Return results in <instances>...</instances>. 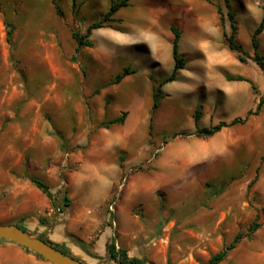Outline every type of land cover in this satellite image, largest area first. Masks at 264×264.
Returning a JSON list of instances; mask_svg holds the SVG:
<instances>
[{
	"label": "rangeland",
	"instance_id": "1",
	"mask_svg": "<svg viewBox=\"0 0 264 264\" xmlns=\"http://www.w3.org/2000/svg\"><path fill=\"white\" fill-rule=\"evenodd\" d=\"M111 1L56 0L59 15L54 0H0V223L48 238L63 211L100 206L129 257L206 264L257 221L251 238L219 264H264V103L248 114L264 96L251 46L264 0H228L235 41L249 54L244 63L224 41L223 30L231 32L225 0H129L113 22L91 31V47L77 49L72 33L102 20ZM171 26L181 31L185 68L162 86L152 112V91L173 70ZM259 41L264 57V30ZM125 66L134 72L113 83ZM229 75L250 78L255 89ZM197 108L200 127L245 120L197 137ZM122 112L123 124L102 125ZM119 135L125 149L114 158L118 176L108 186L114 171L99 157L103 142ZM92 144L98 155L87 156ZM28 175L51 187L55 206ZM57 248L80 261L115 264Z\"/></svg>",
	"mask_w": 264,
	"mask_h": 264
},
{
	"label": "trees",
	"instance_id": "2",
	"mask_svg": "<svg viewBox=\"0 0 264 264\" xmlns=\"http://www.w3.org/2000/svg\"><path fill=\"white\" fill-rule=\"evenodd\" d=\"M225 2H226L227 7L229 8L228 12H227V16H228V19L230 22L231 32H230V34H228L225 30H223L224 41L226 42V44L230 50L236 52L238 61L241 63H244L246 61V57L249 56V54L242 48L241 45H239L235 41V34H236V30H237L236 22L234 20L235 12L230 9L229 1L225 0ZM54 3H55V8H56L57 13L59 15H62V11L57 6L56 0H54ZM128 5H129V0H113V1H111L109 8H108L107 12L105 13L102 20L90 24L87 27L86 32L83 34L73 32L72 37L77 44V49L82 48V47H91L92 42L90 40H88V37L90 36L91 31L93 29L103 27L104 24L106 23V21L113 22L114 21L113 15L122 7H126ZM216 12L219 15L220 25L223 27L225 17H224V14L222 12L221 7L217 6ZM7 25L10 26V24H7ZM170 29H171V32L173 34V38L171 41V54H172V59H173V70L167 77H165L162 80V82L159 85L154 87V89L152 91V112H155L159 108L160 101L164 96L162 86L166 83L175 81L177 79L179 70H181L185 67L184 58L180 54L179 42H180V38H181V31L175 26H171ZM263 30H264V4L262 6L261 20L258 23V25L256 26V28L254 29L252 36H251V46L253 49L252 60L264 72V57L259 52V50H260L259 35L263 32ZM11 34H12V30L9 28V30L7 31V41L8 42H10V40H11V37H10ZM132 72H134V71L131 70V68L129 66H125L121 72H119L115 75L113 83L120 82L124 77L131 74ZM227 80H229V81H245V82L249 83L253 89H255V85H254L253 81L250 78L244 77L242 75H236V76H230L229 75V76H227ZM263 103H264V96L259 99L257 106H256V110H254V111L250 110L248 112V114L249 115L257 114L258 111L261 109ZM126 116H127V112H122L119 116L109 119L107 122L102 123V125L104 127H107V128L108 127L110 128L114 124L121 125L124 123ZM193 116H194V123L196 126V134L195 135L197 137H204V138L212 137L215 134H217L218 132H220L222 129L229 127V126H232V125H235L237 123H241L245 120V119H242L239 117H235L229 122L223 120V121H219L218 123L207 126V127H200L198 125V121L201 117V110L199 108L195 109ZM62 141H63V139H62ZM27 178L30 180V182L36 188H38L45 196H47L51 200V204L53 206H55V204L52 201L53 192L51 191V187L46 182H44L43 180L38 179L32 175H28ZM69 204H70V199L67 196H65L64 203H63L64 207H68ZM59 210L63 211V209H61V208H59ZM262 211L264 212V207L262 208ZM259 226H260V223H258L257 221L252 222L248 227V231L244 235L242 233L236 234L233 241L230 242L228 245H226L222 250L213 254L208 259L206 264H219L221 261H223L226 258V256L228 255V252L236 247L237 243H239L242 238L250 239L252 234L254 233V231H256L259 228ZM19 227H21V226H19ZM24 230H26V229H24ZM38 237L41 238L42 240L48 242L49 244H51L55 248H57V244L52 242L49 238L44 237V236H38ZM0 240H4V239H0ZM25 249L29 252H33L27 248H25ZM106 250H107L106 258L110 261H113L115 264H147L143 255H141V253H138L137 255H135L133 257H129L126 249L116 246L114 238H112L109 241V243L106 246ZM62 252H64V251H62ZM64 253H66V252H64ZM87 253L90 256H93L94 258L97 257L95 254H92L90 252H87ZM34 254L37 257H39L40 259L45 260L40 255H38L36 253H34ZM66 254H68V253H66ZM74 258H76V257H74ZM76 259H78V258H76ZM78 260H80V259H78ZM82 262H84V261H82Z\"/></svg>",
	"mask_w": 264,
	"mask_h": 264
},
{
	"label": "crops",
	"instance_id": "3",
	"mask_svg": "<svg viewBox=\"0 0 264 264\" xmlns=\"http://www.w3.org/2000/svg\"><path fill=\"white\" fill-rule=\"evenodd\" d=\"M181 39V38H180ZM180 45V43H179ZM185 68V67H184ZM183 68V69H184ZM182 70V69H181ZM180 72V70H179ZM178 72V75H179ZM178 78V76H177ZM251 86V85H250ZM225 121V120H224ZM123 135L117 136L115 142L104 141L103 145H106L105 150L101 152L99 159L103 166L113 168L114 174L112 179L108 182V186H112L118 176L119 166L114 162V158L118 153L125 149V145L122 142ZM114 144V145H113ZM95 145H91V148L87 151L88 154L98 155ZM114 148V149H112ZM75 156L76 154L73 153ZM77 157V156H76ZM81 158H85L81 154ZM109 160V165L107 162ZM113 162V165L111 164ZM115 163V164H114ZM109 170V168H108ZM97 194H101V189L95 188ZM93 200L92 198H84L83 201ZM72 211V210H71ZM100 212V214H99ZM109 219L103 213L100 206L97 209H91L86 206H81L74 209L70 214L65 215L63 211L58 221L51 225L47 232L48 238L56 243L66 246L70 251H73L77 256H82L84 259L98 260L105 258L107 254L106 246L112 239L111 231L109 230ZM1 222V221H0ZM15 224V223H13ZM35 228L37 224H31ZM46 225H41V230L46 229ZM31 232L28 228H26ZM116 243V242H115ZM87 252L95 254L97 257L90 256ZM87 264H93L84 260ZM0 264H51L46 260H42L37 257L33 252L27 251L22 246L10 242L8 240H1L0 242Z\"/></svg>",
	"mask_w": 264,
	"mask_h": 264
},
{
	"label": "water",
	"instance_id": "4",
	"mask_svg": "<svg viewBox=\"0 0 264 264\" xmlns=\"http://www.w3.org/2000/svg\"><path fill=\"white\" fill-rule=\"evenodd\" d=\"M0 239L8 240L27 248L51 264H87L55 248L16 224L0 223Z\"/></svg>",
	"mask_w": 264,
	"mask_h": 264
}]
</instances>
